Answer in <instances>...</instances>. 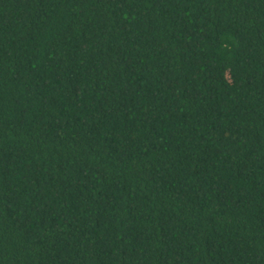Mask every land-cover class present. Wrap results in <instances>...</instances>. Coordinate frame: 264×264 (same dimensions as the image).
Listing matches in <instances>:
<instances>
[{
  "label": "trees",
  "instance_id": "1",
  "mask_svg": "<svg viewBox=\"0 0 264 264\" xmlns=\"http://www.w3.org/2000/svg\"><path fill=\"white\" fill-rule=\"evenodd\" d=\"M0 264H264V0H0Z\"/></svg>",
  "mask_w": 264,
  "mask_h": 264
}]
</instances>
